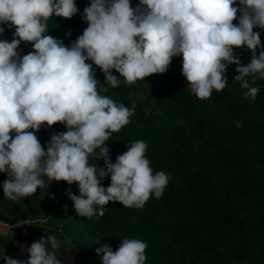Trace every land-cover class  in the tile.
Here are the masks:
<instances>
[{"label": "clouds", "instance_id": "9594fccd", "mask_svg": "<svg viewBox=\"0 0 264 264\" xmlns=\"http://www.w3.org/2000/svg\"><path fill=\"white\" fill-rule=\"evenodd\" d=\"M78 11L76 0H0V35L5 27L15 28L11 42L0 40V173H7L2 188L11 201L64 181L75 213L92 218L102 217L110 201L142 208L153 194L162 197L169 180L163 171L153 174L143 140L111 162L106 142L134 112L101 95L107 89L98 86L92 64L106 85L116 88L120 77L132 85L163 74L172 58L182 55V76L200 100L225 89L228 66L236 64L234 80L247 89L245 98L255 99L259 88L248 77L253 83L264 80V45L253 30H264V0H139L135 8L130 0H90L82 16L88 26L70 46L46 34L50 18L71 19ZM21 43H30L33 51L21 56ZM245 48L251 60L240 66L234 49ZM57 123L66 130L42 146L36 133ZM90 157L103 159L104 167L90 164ZM109 176L105 188L101 181ZM73 184L79 195L71 192ZM120 241L115 251L109 245L96 249L97 255L103 253L102 264H145L146 242ZM62 245L56 236H41L27 247L26 262L7 256L3 248L0 260L61 264Z\"/></svg>", "mask_w": 264, "mask_h": 264}, {"label": "trees", "instance_id": "16d2710c", "mask_svg": "<svg viewBox=\"0 0 264 264\" xmlns=\"http://www.w3.org/2000/svg\"><path fill=\"white\" fill-rule=\"evenodd\" d=\"M130 1L136 7L139 4V0ZM76 6L79 11L71 19L54 16L47 21L46 34L62 40L65 46L88 26L82 16L90 0H76ZM233 23L238 24V20ZM253 30L260 33L264 45V30ZM14 32L15 28L5 27L0 40L11 42ZM20 45L32 47L30 43ZM234 53L240 66L251 60L246 48L234 49ZM92 67L98 86L107 89L101 95L134 112L130 123L106 142L111 162L115 163L132 142L143 140L153 174L163 171L169 180L162 197L157 199L153 194L142 208L110 201L102 217L92 218L75 213L67 196L69 185L60 181L57 204L42 203L43 219L51 222L48 230L70 240L76 248L73 262L102 264L103 253L97 255V248L109 245L115 251L120 240L134 238L148 245L145 264H264V80L253 83L248 77L259 92L255 99L245 98L247 89L234 80L238 73L237 65L232 64L225 73V89L213 90L210 98L200 100L182 76V55L172 58L165 73L132 85L120 77L116 88L106 85L102 71L94 64ZM112 74L119 78L115 70ZM57 125L56 134L66 130ZM89 163L98 169L104 167L103 159L90 157ZM56 182L48 184L45 199L57 190L53 187ZM110 183V176L101 181L105 188ZM70 187L79 195L76 184ZM7 209L10 224L31 218L18 206L8 205Z\"/></svg>", "mask_w": 264, "mask_h": 264}, {"label": "crops", "instance_id": "0c3cea01", "mask_svg": "<svg viewBox=\"0 0 264 264\" xmlns=\"http://www.w3.org/2000/svg\"><path fill=\"white\" fill-rule=\"evenodd\" d=\"M0 210H2L1 206ZM6 212V210L0 211V216L6 218ZM1 222L2 221H0V248H3L7 256L26 262L29 259L26 252L27 247H29L32 242L38 241L41 236L46 238L48 235H52L56 236L63 244L57 252V259L61 261V264H76V262H73L75 253L73 254L71 251H66L68 249L67 242L60 238L59 235L57 236L54 233L55 231L39 226L26 227L24 230L23 228H8L4 226L3 223L1 224ZM0 264H4V261L0 260Z\"/></svg>", "mask_w": 264, "mask_h": 264}, {"label": "rangeland", "instance_id": "374dc122", "mask_svg": "<svg viewBox=\"0 0 264 264\" xmlns=\"http://www.w3.org/2000/svg\"><path fill=\"white\" fill-rule=\"evenodd\" d=\"M17 51L21 56H23L25 54H28L29 52H32L33 48L28 47V46H24V48H23L20 45L18 47ZM57 126H58L57 124H55L51 127H48L45 125V126H42L41 129L36 133V135H37L42 146L46 145L50 141L51 136L53 134L57 133V129H56ZM12 136L14 138L15 133H13ZM7 178H8L7 173H0V206L2 209L0 211L6 210L8 205H9V207H12V208H15L18 206L21 209L22 213L26 216H29V217L40 216L41 220L39 223V227L44 226V228H48V226L51 224V222L43 219V215L45 213V208L43 207L42 203L44 202V204H45L47 202V200L45 199L46 198L45 197V189H43V188L38 189L36 191V193L32 194L29 197H25V198L20 199L18 201H11V200H8L4 197L3 188H2L3 181ZM9 213H12L13 215H15L16 211L11 210V212L9 211ZM0 221L5 222V223L6 222L10 223V220H7V218H3L1 216H0ZM56 227H57V225H55V224L52 225V228L54 230L56 229ZM66 242L68 244L67 245L68 249L66 251H69V252L71 251V252H73V254L76 253V248H74V246L73 247L71 246V241L68 240Z\"/></svg>", "mask_w": 264, "mask_h": 264}, {"label": "built area", "instance_id": "2783aa9c", "mask_svg": "<svg viewBox=\"0 0 264 264\" xmlns=\"http://www.w3.org/2000/svg\"><path fill=\"white\" fill-rule=\"evenodd\" d=\"M59 126H62V127H65L63 124H60L58 123ZM57 187V190L52 192L50 194V196L48 197L47 200V204L50 205V206H54L57 204V201H58V197L61 193V182H56L53 187ZM40 219H31V218H28V219H23V220H17L15 223L13 224H10L8 222H1V224L3 223L4 226L8 227V228H26V227H36V226H39V223H40ZM44 220H47V219H44Z\"/></svg>", "mask_w": 264, "mask_h": 264}, {"label": "water", "instance_id": "95a60500", "mask_svg": "<svg viewBox=\"0 0 264 264\" xmlns=\"http://www.w3.org/2000/svg\"><path fill=\"white\" fill-rule=\"evenodd\" d=\"M130 3H131V6L133 7V8H135L136 7V5H135V3L133 2V1H130ZM25 228H23V230H24Z\"/></svg>", "mask_w": 264, "mask_h": 264}]
</instances>
